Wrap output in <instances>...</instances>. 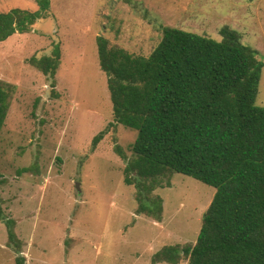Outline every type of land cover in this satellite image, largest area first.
I'll use <instances>...</instances> for the list:
<instances>
[{
  "label": "rangeland",
  "instance_id": "obj_1",
  "mask_svg": "<svg viewBox=\"0 0 264 264\" xmlns=\"http://www.w3.org/2000/svg\"><path fill=\"white\" fill-rule=\"evenodd\" d=\"M30 31L0 42V80L14 86L0 133V207L15 221L24 264H151L165 245L194 244L215 188L173 173L160 221L136 214L135 189L123 181L137 131L113 122L96 37L149 55L164 26L219 40L229 26L264 62V0H49ZM38 9L37 0H0V12ZM59 45L55 87L32 56ZM256 105L264 106V66ZM31 167L28 172L19 171ZM78 184V186H77ZM0 221V264H15ZM181 259L178 264H186ZM157 264H168L160 262Z\"/></svg>",
  "mask_w": 264,
  "mask_h": 264
},
{
  "label": "trees",
  "instance_id": "obj_2",
  "mask_svg": "<svg viewBox=\"0 0 264 264\" xmlns=\"http://www.w3.org/2000/svg\"><path fill=\"white\" fill-rule=\"evenodd\" d=\"M0 12V42L28 32L49 8ZM219 40L164 26L147 56L134 55L96 37L98 63L106 76L113 122L92 137L91 149L120 124L137 131L131 156L122 148L123 181L135 189L136 214L160 221L163 200L153 192L180 173L215 188L194 244L165 245L151 264H264V106L256 95L264 62L257 50L225 25ZM59 45L28 62L55 87ZM14 86L0 80V133ZM31 167L19 171L28 172ZM0 221L15 264H24L15 221L0 207Z\"/></svg>",
  "mask_w": 264,
  "mask_h": 264
},
{
  "label": "water",
  "instance_id": "obj_3",
  "mask_svg": "<svg viewBox=\"0 0 264 264\" xmlns=\"http://www.w3.org/2000/svg\"><path fill=\"white\" fill-rule=\"evenodd\" d=\"M77 186H78V184H77Z\"/></svg>",
  "mask_w": 264,
  "mask_h": 264
}]
</instances>
